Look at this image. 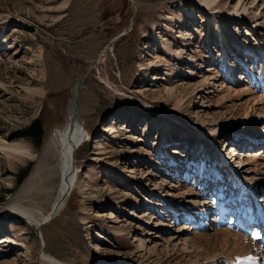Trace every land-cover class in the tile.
Instances as JSON below:
<instances>
[{
    "label": "rangeland",
    "instance_id": "1",
    "mask_svg": "<svg viewBox=\"0 0 264 264\" xmlns=\"http://www.w3.org/2000/svg\"><path fill=\"white\" fill-rule=\"evenodd\" d=\"M200 4L193 21L191 0H0V140L33 156L0 153V264H39L43 250L67 264H205L221 247L195 255L197 234L232 231L257 243L261 229L232 227L239 213L230 211L243 194L240 208H264V145L240 149L229 166L221 152L230 154L234 141L196 130L225 123L230 133L249 99L224 100L235 85L206 12L218 14L242 87L264 96V4L248 1L240 21L226 15L237 0ZM209 76L216 79L205 83ZM78 81L86 134L79 173L64 209L40 232L12 205L36 179V196L27 195L51 209L61 178L46 146L68 122ZM39 88L46 93H30ZM37 119L41 136H25ZM249 126L251 137L240 135L259 144L264 123Z\"/></svg>",
    "mask_w": 264,
    "mask_h": 264
},
{
    "label": "bare ground",
    "instance_id": "2",
    "mask_svg": "<svg viewBox=\"0 0 264 264\" xmlns=\"http://www.w3.org/2000/svg\"><path fill=\"white\" fill-rule=\"evenodd\" d=\"M221 1L222 0H191V6L193 8V12H189L190 18L193 21L196 19L197 8L199 9L200 7L203 8L200 3H202L205 7L208 8L212 6L215 7L219 6L221 4ZM248 1H250V5H254L256 2L259 3L261 2L264 4V0H237V4L236 6H234L232 13L226 14L228 16V20L240 21V17L247 15ZM217 15H215L212 10H208L204 18H206L207 24L209 25L210 28H213L215 30L216 35L219 38L218 40L220 47L224 52L222 57V64L224 66L225 71L227 72V74L232 79V82L235 85L234 86L235 88L230 87L228 88V90H226L227 93L225 95L226 97H224V100H226L227 98L233 99L234 97L238 98L241 101L246 97H248L249 99L246 101L247 107L244 117L239 121L241 124L239 125L233 124V125H237V127L234 130H229L230 133L226 134V131L222 129L223 128L222 125L225 126V123H222L217 127L215 125H212L211 126L212 132L209 131L208 129L203 128V126H200L196 130L197 131L196 134L201 133L200 136L202 135L207 136L208 134H214L216 131H218L222 133L221 136H223V138H227L228 141H234L233 143H235V146L231 147L232 151L230 152V154L224 156V152L223 153L221 152L222 160H224L225 163L230 166V162L234 160V157L236 156L242 157V154L239 152L240 149L252 151V150L261 149V147H263L262 145H264V130L263 133L261 134V137L259 139H256L258 141L261 140V142L259 141V144H255L256 142L250 143L247 139H245L242 135H240L243 134L245 135V137L247 136L248 138H250L251 136L248 135L249 134L247 133L248 131L246 132V127H248L249 125L253 126L259 123H264V96L263 95L259 96L255 91L253 92L249 88L242 87L243 86L241 83L242 77L241 76L238 77L236 76L237 73H234V71L237 70L239 71L240 67L238 65L231 64L225 55L226 47L230 48V43L228 42V36L225 33L222 25L220 24ZM120 37L121 36H119L117 39H119ZM156 38L158 41H160V39L157 36ZM164 47L169 53L176 55V53L168 46L164 45ZM178 55H179L178 57H180V54ZM210 79L215 80L216 77L209 76L208 78L205 79L204 82L207 83L209 82ZM75 87L76 88L73 91L72 107L71 110L69 111L68 122L65 125L64 129L62 130L56 129L54 134L53 135L51 134L49 138V143L46 146L47 154L58 157L57 160L59 161L60 178H61L60 186L55 196V199L53 200V203L51 205V209L47 213H45L44 209L38 205V202L35 201V199H33L34 197L32 198L28 196L29 194L36 193L35 191L37 185L36 179H35L36 182L34 181L31 184L30 188H28L29 189L27 193L28 195L25 194L23 197L21 198L19 197L20 199H18L12 205V206L15 205V209L17 210V213L21 217H23L29 225L36 226L37 229L38 228L40 229V232H42V229L45 225L51 223L64 209L66 202L74 188V184L79 173V170L76 167V162H77L76 154L80 146L84 144L86 139V134H85L84 126L81 123V118L79 113V103L76 102V100H78L79 92L81 89V83L79 82ZM30 93L33 95H44L46 92L44 88H39L35 90H30ZM245 123H248L249 125H246ZM165 131L167 132V126L165 127ZM218 149L222 151V149L220 148ZM0 153L7 154L12 159L15 158L20 159L25 155L30 157L32 156V154L26 147L21 145L9 144L4 140L3 141L0 140ZM258 156L259 155L255 153L254 156L251 158L252 161L257 162L259 160ZM231 168L234 169L233 167ZM212 173L214 175L215 173L218 175L217 170L215 168L212 170ZM236 174H238V170H236ZM246 185L249 184L242 182L243 189L245 188ZM32 189H34V193ZM250 193L253 196L252 189H250ZM244 195L245 194L239 196L240 198L238 199V201L242 199L241 202L237 203L234 209L230 211L233 214L239 213V219H240V220L239 219L236 220V218H233L234 220L232 221L231 226L232 227L236 226L238 228V225L242 223V228L245 227L246 231L252 230L254 227H258L259 229H261V232H260V237L258 236V238H256L257 243L256 241L255 243L252 242V240L249 241L248 238L239 235V233L232 235L234 233V232L232 233V231L230 232L219 231L217 233L209 234V235L197 234L196 237L189 242V244H191L190 247H192L193 253H195V255L202 256L203 252L206 250L208 252H211L216 248L213 251L215 252L217 248L221 247V249L219 250L222 253L220 254H217L218 252L212 253L213 255L211 256V258L213 259L206 262L205 264H210L211 262H213L214 259H217L219 257L223 258V260L228 264H264V252L261 249H256L257 245L261 247L262 245L264 246V208L262 209L260 204L257 205V209L256 211H254L255 214L250 212L248 208L245 207L240 208V204L244 201L243 200ZM253 199L256 202V198L253 197ZM174 204L176 205V202ZM194 208L196 209L195 211L199 210L198 207H194ZM203 209L204 210L202 211V213L207 214L208 208L203 207ZM220 212L223 215L222 218H224V215L226 214V208L220 206ZM235 231H242V229H238ZM201 247L203 249V252L198 250V248ZM222 248H225L226 250H222ZM29 250L31 254H33L34 245L31 248H29ZM254 252L256 254H254ZM39 264H67V263H64L59 259H57L56 257L47 254L45 250H43L39 258Z\"/></svg>",
    "mask_w": 264,
    "mask_h": 264
},
{
    "label": "trees",
    "instance_id": "3",
    "mask_svg": "<svg viewBox=\"0 0 264 264\" xmlns=\"http://www.w3.org/2000/svg\"><path fill=\"white\" fill-rule=\"evenodd\" d=\"M42 132H43L42 123L39 119H37L29 127L24 129L23 134L32 139H36L41 136Z\"/></svg>",
    "mask_w": 264,
    "mask_h": 264
},
{
    "label": "water",
    "instance_id": "4",
    "mask_svg": "<svg viewBox=\"0 0 264 264\" xmlns=\"http://www.w3.org/2000/svg\"><path fill=\"white\" fill-rule=\"evenodd\" d=\"M76 102H78V100H76Z\"/></svg>",
    "mask_w": 264,
    "mask_h": 264
}]
</instances>
